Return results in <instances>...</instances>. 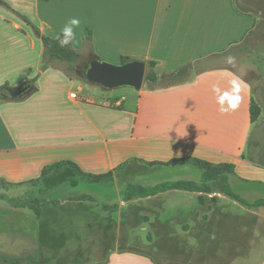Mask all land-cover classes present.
<instances>
[{
    "label": "crops",
    "instance_id": "crops-1",
    "mask_svg": "<svg viewBox=\"0 0 264 264\" xmlns=\"http://www.w3.org/2000/svg\"><path fill=\"white\" fill-rule=\"evenodd\" d=\"M4 1L50 37L70 18H78L74 49L113 63H120L122 57L141 59L146 65L152 61L156 76L139 90L101 88L104 93H100L87 87L92 83L81 76L68 78L51 67L40 71L41 40L0 5V86H22L40 72L23 98H0V176L15 182L36 180L32 199L39 205L38 213L32 208L23 211L13 197L3 196L0 212L5 213L8 230L16 218L27 219L23 222L28 221L37 264L39 258L49 260L42 247H61L71 255L65 262L57 257L59 264H160L148 255L118 249L117 240L91 250L81 244L86 233L114 232L122 225L129 231L133 214L142 219L154 208L160 224L189 215V207L180 199L195 206L196 192L172 189L124 200L130 183L151 187L176 180L199 181L201 172L191 168L195 166L171 164L172 159L230 163L229 182L234 178L243 189L251 187L254 196L264 199V42L252 44L264 34V16L238 9L234 0ZM86 30L90 45L84 40ZM238 45L244 57L250 50L247 55L263 60L259 64L246 60L248 79L229 66L206 65L214 55ZM186 64L192 66L187 78L162 83ZM234 78L242 84L240 106L221 113L212 85L226 89ZM71 92L76 98L69 97ZM254 104L259 114L251 121ZM64 160L85 173L111 171L112 175L92 182L70 168L42 174L48 165ZM133 162L142 164L140 175ZM152 163L170 166L162 175L151 176L148 164ZM152 202L155 207L142 206ZM112 204H118L115 210L106 208ZM53 233H60L62 241L54 244Z\"/></svg>",
    "mask_w": 264,
    "mask_h": 264
},
{
    "label": "rangeland",
    "instance_id": "rangeland-1",
    "mask_svg": "<svg viewBox=\"0 0 264 264\" xmlns=\"http://www.w3.org/2000/svg\"><path fill=\"white\" fill-rule=\"evenodd\" d=\"M234 3L238 9L244 12L260 13L264 16V0H234ZM262 42H264V34L259 39H254L252 44L259 46L263 44ZM240 47L241 45L232 46L227 51L214 55L215 58L213 56V59L207 61L206 65H226L248 79L249 73L244 66L250 63L246 60L255 61L257 64L263 62V60L260 56L247 55L250 50L244 57L242 50L238 49ZM85 52H87V49ZM228 57L233 58L231 64L226 62ZM57 65L60 67L66 66L63 62H57ZM51 68L60 70L68 78H74L70 73L67 74L62 71V68ZM191 68L190 64L182 75L169 77L163 80L162 83L187 78L191 73ZM252 68L249 69L252 70ZM39 69L42 71L45 69L43 59ZM143 81L145 83V80ZM87 87L104 93L101 87L97 85L87 84ZM133 165L138 167L135 171L136 175H140L138 165L142 164L133 162ZM148 165L152 169L149 172L151 176L162 175L165 167L170 166V164L153 163ZM191 168L198 174L201 172L199 169ZM156 169L161 172L158 173ZM232 175V173L227 174V182H225L232 195L225 193V184L218 178L204 181L200 176L199 181L195 182L200 187L199 189L179 188V190L190 191V193L196 192L197 194L195 206L189 200L180 199V202L185 201L189 207V215L176 216L169 222L160 224L162 222H159L158 212L154 208L148 211V215H145L142 219L136 215L137 213L133 214L130 217V225H128L130 227L129 231L124 230L125 226L122 225L118 226V230L114 232L86 233V240H84L85 242L82 241L84 244L81 245H84L85 248L83 249L88 250L93 247L112 245L115 242L114 240H117L118 249H127L148 255L160 264H264V199L254 196L251 187L243 189L242 185L237 184L234 178H231L229 182ZM177 181L185 180L159 183L151 187L133 183L127 184L126 187L128 185H140L152 190V192L144 196L135 195L129 199L124 197V200L165 191L161 187ZM32 187V178L15 182L10 181L5 176H0V207L5 201L2 197L6 196L13 197V202H16L23 211H29L28 208L32 205L28 206L26 204L32 199ZM173 200L178 201V199ZM145 204L142 206L150 207L149 205H152L155 207V202ZM117 206L118 204H112L107 205L106 208L112 211ZM134 212L135 209H132V213ZM3 214L5 213L0 212V254L32 256L28 221L23 222L24 219L22 220L23 217L20 219V216L15 219L12 230H8L5 226L7 220ZM42 238L44 239V233ZM52 239L54 244L59 243L62 241V236L60 233H53ZM41 252L49 260L38 257L40 264H59L56 262L57 257L60 258V261L65 262L71 256L61 247L52 249L42 247ZM35 259L38 260L36 257Z\"/></svg>",
    "mask_w": 264,
    "mask_h": 264
},
{
    "label": "trees",
    "instance_id": "trees-1",
    "mask_svg": "<svg viewBox=\"0 0 264 264\" xmlns=\"http://www.w3.org/2000/svg\"><path fill=\"white\" fill-rule=\"evenodd\" d=\"M0 5L4 6L5 8L11 10L17 17L23 20L32 30L34 36L39 38L43 45V64L44 67H56L62 68L57 65V62H63L66 64L65 67L62 68V71L65 73H70L74 78H81L79 77L83 74L84 68L89 60L99 58L94 54L84 55L80 51L74 49L72 45L69 48L61 49L58 46L55 37H50L43 34L40 29L33 24L26 16L23 14L13 10L4 0H0ZM84 40L87 45H90L91 36L88 30L85 31ZM130 60L129 57H122L121 62H125ZM188 64L181 66L179 69L172 71L169 75L178 77L183 74L188 68ZM154 62L149 61L146 67V73L144 76L145 81L153 82L156 79L155 72H154ZM42 71V70H40ZM39 73L36 77L32 79H28L24 84H30L33 86V83L36 81ZM83 79V78H81ZM85 80V79H83ZM23 84V85H24ZM5 89L4 86H0V90ZM259 114V107L257 105H251L250 107V119L251 121L256 120ZM171 164H185L189 163L195 166L197 169L201 171L202 179L205 180H212V179H220L224 182V191L228 195H232L231 191L228 188L227 183V174L233 173V165L230 163H224L220 165H214L207 161H203L201 159L188 157V158H176L169 161ZM62 168H70L76 170L83 178L92 181V182H100L103 180L108 179L111 177V171L101 174H90L85 173L80 170V168L73 162L64 160L59 162H54L42 170V174H46L49 171L59 170ZM36 180H32V185H34ZM3 183V182H2ZM164 190L168 189H179V188H187L191 190L199 189L200 187L196 185L195 182L192 181H177L171 184H168L164 187H161ZM152 190H148L146 187H142L140 185H128L124 190V197L126 199L131 198L135 195L144 196L147 195ZM26 205H32V208L36 213H38V201L36 199H31ZM154 259V258H153ZM155 261V259H154ZM156 262V261H155ZM157 263V262H156ZM0 264H37L34 256H14V255H7V254H0Z\"/></svg>",
    "mask_w": 264,
    "mask_h": 264
},
{
    "label": "water",
    "instance_id": "water-1",
    "mask_svg": "<svg viewBox=\"0 0 264 264\" xmlns=\"http://www.w3.org/2000/svg\"><path fill=\"white\" fill-rule=\"evenodd\" d=\"M146 62L141 59H130L125 62L113 63L104 59L95 58L88 61L83 74L80 76L88 83L96 84L103 89L132 87L139 90L146 73ZM30 84L18 87H6L0 91V98L18 100L29 94Z\"/></svg>",
    "mask_w": 264,
    "mask_h": 264
},
{
    "label": "clouds",
    "instance_id": "clouds-1",
    "mask_svg": "<svg viewBox=\"0 0 264 264\" xmlns=\"http://www.w3.org/2000/svg\"><path fill=\"white\" fill-rule=\"evenodd\" d=\"M80 19L70 18L60 32L55 36V40L61 49L69 48L76 38V29L80 26ZM227 63L233 62L232 57L227 58ZM242 91V84L238 78H234L229 81V85L226 89H221L218 84L212 85V92L215 95V102L218 106V111L221 113H228L235 111L239 108L242 97L240 95Z\"/></svg>",
    "mask_w": 264,
    "mask_h": 264
},
{
    "label": "built area",
    "instance_id": "built-area-1",
    "mask_svg": "<svg viewBox=\"0 0 264 264\" xmlns=\"http://www.w3.org/2000/svg\"><path fill=\"white\" fill-rule=\"evenodd\" d=\"M69 97L76 98V94L74 92L69 93Z\"/></svg>",
    "mask_w": 264,
    "mask_h": 264
}]
</instances>
